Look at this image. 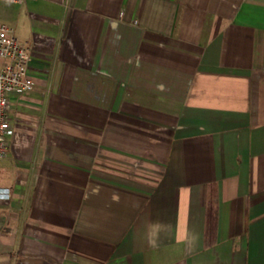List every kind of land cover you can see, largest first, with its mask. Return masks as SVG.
<instances>
[{
  "label": "crops",
  "instance_id": "1",
  "mask_svg": "<svg viewBox=\"0 0 264 264\" xmlns=\"http://www.w3.org/2000/svg\"><path fill=\"white\" fill-rule=\"evenodd\" d=\"M30 49L0 159V264H264V0H0Z\"/></svg>",
  "mask_w": 264,
  "mask_h": 264
},
{
  "label": "built area",
  "instance_id": "2",
  "mask_svg": "<svg viewBox=\"0 0 264 264\" xmlns=\"http://www.w3.org/2000/svg\"><path fill=\"white\" fill-rule=\"evenodd\" d=\"M22 2L23 0H6ZM30 49L15 34L13 26L0 22V159L7 154V138L10 132L8 108L11 95L23 96L34 87L28 73ZM7 188H0V198H8Z\"/></svg>",
  "mask_w": 264,
  "mask_h": 264
}]
</instances>
